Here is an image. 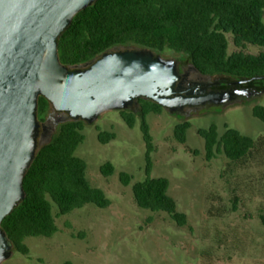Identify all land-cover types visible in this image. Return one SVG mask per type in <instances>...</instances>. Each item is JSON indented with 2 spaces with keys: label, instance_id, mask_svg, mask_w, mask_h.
Wrapping results in <instances>:
<instances>
[{
  "label": "rangeland",
  "instance_id": "1",
  "mask_svg": "<svg viewBox=\"0 0 264 264\" xmlns=\"http://www.w3.org/2000/svg\"><path fill=\"white\" fill-rule=\"evenodd\" d=\"M229 53L237 49L228 35ZM258 54L260 48L247 45L243 50ZM191 64L185 54L160 53ZM217 80L237 82L215 76ZM237 89L250 91L237 96L224 107L202 108L198 113L171 112L147 116L155 151L152 153L153 178H167L169 194L186 214L187 226H178L167 214L139 208L132 186L147 177L146 144L141 130L140 111L130 128L120 111L101 115L92 124L83 122L85 139L76 156L87 163L91 185L102 189L111 201L109 208L86 205L66 216L53 213L59 231L51 238H27V256L14 250L3 264H264V166L249 163L236 167L223 154L207 159L199 129L216 125L219 134L226 127L253 138L264 137V124L253 116L255 106H264V81ZM191 123L186 144L179 143L175 127ZM60 124L51 131V138ZM100 132L115 134L107 144L98 140ZM110 162L114 174L104 176L100 168ZM132 177L124 186L120 174ZM237 196L236 209L234 197Z\"/></svg>",
  "mask_w": 264,
  "mask_h": 264
},
{
  "label": "trees",
  "instance_id": "2",
  "mask_svg": "<svg viewBox=\"0 0 264 264\" xmlns=\"http://www.w3.org/2000/svg\"><path fill=\"white\" fill-rule=\"evenodd\" d=\"M228 35L237 49L232 53ZM57 43L60 60L69 67L84 66L118 48H147L155 54L165 51L185 54L201 74L247 81L240 85L249 86L264 81V0H97L74 17ZM247 45L262 51L246 53L243 50ZM139 105L147 149V177L132 186L135 203L139 208L167 214L178 226H187L186 214L179 211L176 200L169 194V180L151 177L155 146L147 116L159 114L164 108L141 98ZM52 110L50 102L41 96L40 121ZM120 114L133 128L134 113L123 110ZM252 114L264 124V106H255ZM190 127L188 121L175 127L174 136L179 143L186 144ZM83 129V121L60 124L51 141L40 148L24 178V200L2 222L14 250L24 256L30 253L27 238H51L59 231L54 204L57 216H66L90 204L100 209L111 205L105 192L88 180L85 160L76 156L85 139ZM198 134L204 140L208 160L223 154L236 167L249 163L264 166V137L253 138L228 127L219 134L216 125L199 129ZM114 139V133L98 134L102 144ZM100 171L106 177L111 176L114 166L106 162ZM131 180L129 174H120L124 186ZM234 200L236 209L237 196ZM260 219L264 225V215Z\"/></svg>",
  "mask_w": 264,
  "mask_h": 264
},
{
  "label": "water",
  "instance_id": "3",
  "mask_svg": "<svg viewBox=\"0 0 264 264\" xmlns=\"http://www.w3.org/2000/svg\"><path fill=\"white\" fill-rule=\"evenodd\" d=\"M96 1L0 0V264L14 253L2 222L24 200V178L52 139V133L40 137L46 128L38 116L41 96L62 114L59 123L87 124L133 109L140 98L171 112L207 100L231 101L222 93L176 96L177 59L147 48H118L84 66L64 65L57 38Z\"/></svg>",
  "mask_w": 264,
  "mask_h": 264
},
{
  "label": "flooded vegetation",
  "instance_id": "4",
  "mask_svg": "<svg viewBox=\"0 0 264 264\" xmlns=\"http://www.w3.org/2000/svg\"><path fill=\"white\" fill-rule=\"evenodd\" d=\"M177 73L179 75V79L175 88L177 92L176 96H187L190 93L192 98H201L213 93H222L226 95L228 94L231 97V101L222 103L217 100H207L203 102H198L196 104H186L182 107L177 108L174 111L176 113H192L193 111L198 113L199 110H201L202 108L212 106H218L221 108L233 103L237 96L241 93L250 92L237 89V85L235 84L236 82L223 83L221 80H217L212 76L203 75L192 64L183 65L179 59H177ZM139 100L140 99L135 102V106L133 108L134 111H137L138 109L140 111ZM61 115V113L52 110L41 121V123L45 124L46 126V128L41 129L40 137L43 140L48 139L51 134V127H48V124L51 123L53 126L58 124V119L61 117Z\"/></svg>",
  "mask_w": 264,
  "mask_h": 264
}]
</instances>
